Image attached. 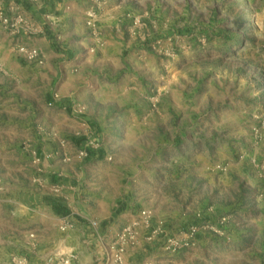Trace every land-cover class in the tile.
Here are the masks:
<instances>
[{
  "label": "crops",
  "instance_id": "0c3cea01",
  "mask_svg": "<svg viewBox=\"0 0 264 264\" xmlns=\"http://www.w3.org/2000/svg\"><path fill=\"white\" fill-rule=\"evenodd\" d=\"M165 8L156 0H0V15L23 19L16 31L0 21V206L4 216L18 210L26 225L16 219L12 227L0 216V264H12L19 253L30 264L57 255H71L75 264H264V129L257 142L250 128L255 111L237 112L233 123L193 145L196 134L185 135L188 143L178 140L193 112L181 115L174 97L166 105L169 87L157 108L150 106V88L163 82L161 51H150L148 40L170 32L163 30ZM90 12L94 26L87 23ZM19 45L37 48L42 64L22 60ZM175 138L172 148L184 161L177 152L165 154ZM88 140L97 146L80 159ZM205 149L225 164L218 182L205 171L187 179L186 191L180 185L165 191L169 176L210 166ZM25 160L33 178L22 177ZM22 178L31 188L6 186ZM197 182L204 200L193 212L213 223L225 216L222 234L201 232L193 248L176 254L146 243L140 211L153 218L170 211L145 203V192L133 187H147L149 198L167 206L181 199L198 204ZM47 196L69 216L56 215ZM65 221L72 226L59 232ZM127 227L134 236L122 242L116 262L111 255Z\"/></svg>",
  "mask_w": 264,
  "mask_h": 264
},
{
  "label": "rangeland",
  "instance_id": "374dc122",
  "mask_svg": "<svg viewBox=\"0 0 264 264\" xmlns=\"http://www.w3.org/2000/svg\"><path fill=\"white\" fill-rule=\"evenodd\" d=\"M160 5L165 6L164 12L170 14L169 25L163 27V30H169L166 33L161 32L158 38H149L148 47L152 51L158 47V63L161 60L162 66L159 72L162 76L161 86H152L150 88V106L155 109L161 103V97L165 89L167 95L164 101L171 105L170 99L174 97L175 103L179 104L181 115H189L192 122L186 121L181 127L182 132L178 140L185 139L187 133L196 134L198 138L193 145H200L201 139L207 135L214 136L216 130L223 129L226 125L234 122L237 112L249 110L255 111V123L250 125L252 137L260 141L264 125V117L260 115V109L264 110V0H156ZM164 89H163V88ZM188 106V109H184ZM190 107V108H189ZM193 108V109H192ZM188 117V116H187ZM257 129V132L254 131ZM171 131V130H170ZM183 135V136H182ZM216 138V137H215ZM214 139V138H213ZM175 138L169 147L165 148V154H179L181 161H184L183 154L180 155L179 147L174 146L177 143ZM207 142V141H204ZM217 142V140H213ZM178 145V144H176ZM205 157L210 158V166L205 170L182 169L183 173L177 177L169 176L168 183L165 184V191L180 185L185 191L191 184L187 179H191L195 173H205L218 182V177L225 172V164L220 165V160L213 157L214 151L205 149ZM25 173L22 177L33 174L31 167L25 160ZM27 168V169H26ZM29 171V172H28ZM187 176L181 178L184 173ZM36 179L43 178L36 176ZM26 178H22L19 183L6 185L8 188L15 189L31 188V184ZM190 183V182H189ZM217 188L219 187L216 184ZM3 185H0V192ZM199 187L198 204L189 203V199L178 201L170 200L168 206L161 201L149 198L147 187L138 185L134 191L138 193L145 192L147 196L145 203H158L159 210H166L168 215L153 218L154 221H163L165 225L176 232L192 223H201L205 218L203 211L194 213L198 205L204 200L201 196L204 194L202 182H197ZM217 189H213L212 198L216 199ZM204 196V195H203ZM1 203V202H0ZM139 207V206H138ZM197 207V208H196ZM195 208V209H194ZM0 206V216L2 215ZM20 212L9 209L8 215L1 216L5 224L15 226L18 219V227L26 226L20 224ZM199 215V216H198ZM14 218V219H13ZM164 219H168L167 221ZM1 220V219H0ZM169 221V222H168ZM22 222V221H21ZM69 223V222H68ZM70 224V223H69ZM59 229V228H58ZM59 232H62L59 229ZM66 232V231H65ZM33 238V234H28ZM13 256L12 264H22L21 260L25 259L29 264L30 260L26 255ZM69 255H57L54 259L46 264H60V260ZM71 257V264H75L74 258Z\"/></svg>",
  "mask_w": 264,
  "mask_h": 264
},
{
  "label": "built area",
  "instance_id": "2783aa9c",
  "mask_svg": "<svg viewBox=\"0 0 264 264\" xmlns=\"http://www.w3.org/2000/svg\"><path fill=\"white\" fill-rule=\"evenodd\" d=\"M99 2H105L106 0H98ZM96 13L90 12L88 14V24L94 26V18ZM22 16L16 15L13 19L0 15V21L3 24L8 25L13 31L19 29V25L22 22ZM139 21H136L138 23ZM18 56L29 63L42 64V55L41 52L34 47H27L24 45H19L16 49ZM264 125V120L262 122ZM254 131L257 132V129L254 128ZM97 146L96 142L93 140L86 141V145L83 149L79 150L77 155L80 159H87L89 157L90 149H95ZM141 217L143 223L146 226L145 241L149 244L158 243L160 249L167 254H176L182 250L193 248L196 245L197 236L201 232H211L213 234L219 235L222 234L221 226L226 222L225 216H220L215 223L211 221L204 220L201 223H192L186 226L183 229L177 230L176 232L169 229L163 221L153 222V214L150 210H141ZM199 216V215H198ZM93 226L96 225L95 222L91 223ZM72 225L68 222H64L59 226L61 231H66ZM134 236V231L131 227L125 228L119 235L118 241L119 245L111 255L112 260L120 262L124 253V246L122 242L132 239ZM71 257H64L60 261V264H71ZM22 264H29L25 259L21 260ZM152 264V263H146Z\"/></svg>",
  "mask_w": 264,
  "mask_h": 264
},
{
  "label": "trees",
  "instance_id": "16d2710c",
  "mask_svg": "<svg viewBox=\"0 0 264 264\" xmlns=\"http://www.w3.org/2000/svg\"><path fill=\"white\" fill-rule=\"evenodd\" d=\"M89 155H91L90 152H89ZM44 202L53 209L56 215H59L61 217L69 216L70 214L69 210L61 201L53 197L47 196L44 198Z\"/></svg>",
  "mask_w": 264,
  "mask_h": 264
}]
</instances>
